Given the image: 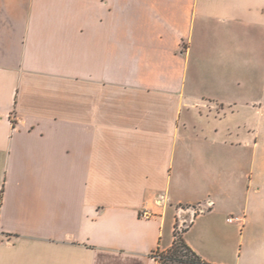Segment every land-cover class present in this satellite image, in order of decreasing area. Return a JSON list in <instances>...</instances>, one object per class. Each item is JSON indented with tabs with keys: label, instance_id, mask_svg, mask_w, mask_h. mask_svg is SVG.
I'll list each match as a JSON object with an SVG mask.
<instances>
[{
	"label": "crops",
	"instance_id": "crops-1",
	"mask_svg": "<svg viewBox=\"0 0 264 264\" xmlns=\"http://www.w3.org/2000/svg\"><path fill=\"white\" fill-rule=\"evenodd\" d=\"M177 222L264 264V0H0V264H157Z\"/></svg>",
	"mask_w": 264,
	"mask_h": 264
},
{
	"label": "rangeland",
	"instance_id": "rangeland-1",
	"mask_svg": "<svg viewBox=\"0 0 264 264\" xmlns=\"http://www.w3.org/2000/svg\"><path fill=\"white\" fill-rule=\"evenodd\" d=\"M179 225V223L177 222V224L175 225V228ZM183 230V226L178 227L176 228L175 230V234H176V237H177V241H178V238H181L180 235H181V231ZM167 256V258H166ZM169 256H171V253L168 252L166 254H162L160 253L159 254V264H190V263H184V260H192V256L191 254H189V252H187V250H185L184 248H181L179 250V253L176 255V259H169Z\"/></svg>",
	"mask_w": 264,
	"mask_h": 264
},
{
	"label": "built area",
	"instance_id": "built-area-1",
	"mask_svg": "<svg viewBox=\"0 0 264 264\" xmlns=\"http://www.w3.org/2000/svg\"><path fill=\"white\" fill-rule=\"evenodd\" d=\"M164 202H165V198H164V196H158L156 199H155V201H154V204L156 205V206H159V207H162L163 206V204H164ZM193 212V214H196L197 212L196 211H192ZM200 212H202V210H200ZM139 216L142 218V219H147V220H149V219H152V218H154L156 215L154 214V213H152L151 212V210H150V208H148V207H144V208H142L140 211H139ZM239 219L238 218H231V219H229V221L230 222H232V221H238ZM182 225H178L177 227H178V229H179V227H181ZM155 259H156V261H157V264H159V254H156V256H155Z\"/></svg>",
	"mask_w": 264,
	"mask_h": 264
},
{
	"label": "trees",
	"instance_id": "trees-1",
	"mask_svg": "<svg viewBox=\"0 0 264 264\" xmlns=\"http://www.w3.org/2000/svg\"><path fill=\"white\" fill-rule=\"evenodd\" d=\"M181 248H184L185 250H187V252H189V254H191L192 256V260H184V263L201 264L199 258H197V256L185 245V243L183 242L181 238H178V241H177L176 235H175L173 246L171 250L169 251L171 253V256H169V259H172V257L173 259H176V255L179 253V250Z\"/></svg>",
	"mask_w": 264,
	"mask_h": 264
}]
</instances>
